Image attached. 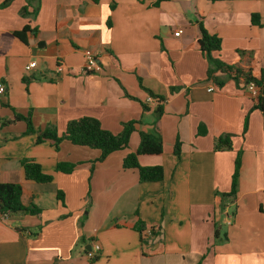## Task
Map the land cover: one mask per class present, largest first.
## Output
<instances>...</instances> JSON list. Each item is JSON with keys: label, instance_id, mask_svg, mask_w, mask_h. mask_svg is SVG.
I'll return each mask as SVG.
<instances>
[{"label": "crops", "instance_id": "crops-1", "mask_svg": "<svg viewBox=\"0 0 264 264\" xmlns=\"http://www.w3.org/2000/svg\"><path fill=\"white\" fill-rule=\"evenodd\" d=\"M5 1L0 182L20 183L23 204L41 213L0 214V264H264V115L253 109L249 87L229 80L220 88L207 78L209 61L198 43L202 24L222 40L214 56L235 64L240 51L250 52L259 75L264 0ZM86 52L98 60L90 71ZM30 62L36 67L27 69ZM150 92L164 99L152 103ZM16 113H31L36 129L53 124L59 134L85 116L114 133L128 121L137 130L128 148L97 161L98 149L37 143ZM142 131L163 139L161 154L139 156L144 166L164 167L161 181L140 182L137 169L123 168ZM225 134H232V148L215 150ZM239 150L237 194L223 199ZM23 159L40 163L53 180L26 179ZM60 162L75 169L60 171Z\"/></svg>", "mask_w": 264, "mask_h": 264}, {"label": "trees", "instance_id": "trees-1", "mask_svg": "<svg viewBox=\"0 0 264 264\" xmlns=\"http://www.w3.org/2000/svg\"><path fill=\"white\" fill-rule=\"evenodd\" d=\"M11 0H6L3 5L9 4ZM98 1V0H95ZM219 1V0H211ZM258 14L252 15V21L258 23ZM29 27H25L27 30ZM201 37L199 38V47L201 52L209 61L207 68V78L212 80L213 84L218 87H223L227 81L233 80L237 87L248 88L252 85L256 89V95H253L254 105L253 109H260L264 115V66L261 67L259 75H255L253 69V56L250 52L240 51V59L235 64H229L224 60L213 55V53L221 50L222 40L217 34L209 33L202 24ZM22 37V33H18ZM175 88H172L174 91ZM157 101H162L164 98L160 95L152 94ZM161 111V107L158 108ZM14 120H24L27 123V134H35L36 142L42 143L44 141L53 142L58 149L63 140H68L74 145L98 149L100 156L97 161H104L112 152L123 150L129 147L131 135L136 128V121L124 122L122 129L118 133H114L102 127L99 119L95 117H80L70 120L65 132L59 134L55 125H48L44 129H36L32 119L31 113L28 116L20 113L15 114ZM4 123H10L6 121ZM247 129V120L245 128ZM205 130L203 131V133ZM182 142L179 138L174 144V153L180 155L182 150ZM232 148V134H225L218 137L214 143L215 150H225ZM164 150L163 139L160 135L140 132V142L137 149L127 154L123 160L124 169H137L140 182H157L164 178V167L162 165L144 166L139 161L140 155H154L161 154ZM243 151L239 150L235 158V167L232 175L231 190L227 193H222L223 199L234 197L237 194L240 169L242 166ZM22 165L24 169L25 178L40 183H47L53 180V175L45 173L40 163L33 159H23ZM76 164L60 162L57 169L60 171L70 173L75 169ZM93 170V167H92ZM63 192L59 190L58 197L64 200ZM22 185L13 182H0V214L2 216H9L16 212H22L30 215H38L41 209L35 205L25 206L22 202ZM135 229L143 236L145 226L138 222Z\"/></svg>", "mask_w": 264, "mask_h": 264}, {"label": "built area", "instance_id": "built-area-1", "mask_svg": "<svg viewBox=\"0 0 264 264\" xmlns=\"http://www.w3.org/2000/svg\"><path fill=\"white\" fill-rule=\"evenodd\" d=\"M176 36H179L180 32L179 31H176L174 33ZM97 63H98V60L96 58L95 55H93L92 53L90 52H86L85 53V64H84V69L85 70H93L96 66H97ZM36 67V63L35 62H30L28 65H27V69H32V68H35ZM251 92L253 95H256V89L250 85L249 86ZM209 90H212V88H210ZM5 93V87L2 83H0V95H4ZM149 101L152 102V103H157V100L156 99H153L151 97H149ZM224 215H225V218H226V224L227 225H231L232 224V221H233V213L228 209L226 208L224 210ZM99 251V247L97 246L96 247V250H90L88 252V256L90 258H94L97 253Z\"/></svg>", "mask_w": 264, "mask_h": 264}, {"label": "rangeland", "instance_id": "rangeland-1", "mask_svg": "<svg viewBox=\"0 0 264 264\" xmlns=\"http://www.w3.org/2000/svg\"><path fill=\"white\" fill-rule=\"evenodd\" d=\"M221 195V194H220ZM229 209H230V207H229ZM226 224V223H225ZM223 228L225 229V225H223Z\"/></svg>", "mask_w": 264, "mask_h": 264}]
</instances>
